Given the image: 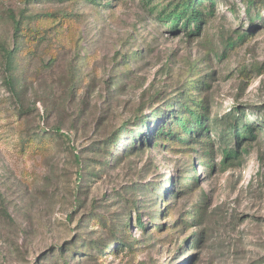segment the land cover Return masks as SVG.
<instances>
[{"label":"rangeland","instance_id":"374dc122","mask_svg":"<svg viewBox=\"0 0 264 264\" xmlns=\"http://www.w3.org/2000/svg\"><path fill=\"white\" fill-rule=\"evenodd\" d=\"M178 1L0 0V264H264V0Z\"/></svg>","mask_w":264,"mask_h":264},{"label":"trees","instance_id":"16d2710c","mask_svg":"<svg viewBox=\"0 0 264 264\" xmlns=\"http://www.w3.org/2000/svg\"><path fill=\"white\" fill-rule=\"evenodd\" d=\"M202 0H180L177 2V4L172 7L169 11H162L161 13L158 14V18L161 21H165V22H169L172 24L174 29H177L179 25H183L184 27L187 26H192V28L190 27V32H199V30L201 29V25L203 24V22H205V16L207 15V13H205V9H203L202 5L203 2H201ZM246 1V0H245ZM247 7H252L253 5H255L256 3H258V1L256 0H247ZM213 2L211 3L212 6ZM209 11L211 12V9H209ZM14 23L17 24L18 29L20 26L19 21H17L14 18ZM19 37L17 34V38H16V43L17 45L15 47H13L11 50H8L6 52V56L8 58V61L13 57V55L17 52L18 48H19ZM195 105H198L201 107V109H196L194 106H189L188 104H185L184 102L182 103V107L185 111L188 112L189 116L187 118H180L179 119V128H180V132H175L173 131V133L177 135V137L180 140H183L184 142L188 143V145L191 144H198L199 142V138L200 142H207V144H211V141H209V139H207V136H202V133H205V131L208 130V125L206 123L207 121V113L205 112L204 114H201V111L205 108V106H203L201 103L197 104L194 103ZM184 111V112H185ZM153 117H158L159 114L158 112H154L152 114ZM148 123H143V126L146 125V128H149ZM172 122L169 124L168 128H167V132L172 129ZM232 126L233 131L235 136H239L240 132L239 129L237 127V125H230V127ZM242 127L244 129H248V132L251 135V132L253 131V124L251 126H247L246 124L242 125ZM123 128V127H121ZM197 129V131H196ZM56 132H60L61 130L59 128L55 129ZM140 130V129H139ZM196 131V133H194ZM172 132V131H171ZM169 132V133H171ZM134 133V132H131ZM193 133L195 134V136H193ZM141 135V133H139ZM183 134H188L187 137H184ZM118 132L114 133V140H111L110 143L111 145H113L115 143V138L117 137ZM145 139V138H144ZM231 154H233V150H227L226 151V159L230 158ZM236 154V153H234ZM140 221V226H144V224ZM130 222V221H129ZM123 227L125 229H127V233L129 234L130 231V224H124ZM99 241H105L103 239V237H100ZM92 248H98L99 247V243L98 240L93 239V243H92ZM127 246L124 241L118 242V240H114V248L116 250H120V248L124 249V247Z\"/></svg>","mask_w":264,"mask_h":264}]
</instances>
